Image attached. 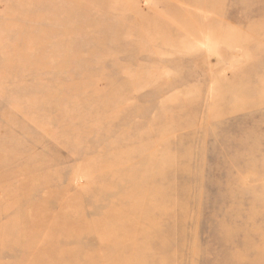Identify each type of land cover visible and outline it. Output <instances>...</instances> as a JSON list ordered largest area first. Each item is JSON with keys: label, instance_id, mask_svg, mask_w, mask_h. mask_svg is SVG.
I'll return each mask as SVG.
<instances>
[{"label": "rangeland", "instance_id": "rangeland-1", "mask_svg": "<svg viewBox=\"0 0 264 264\" xmlns=\"http://www.w3.org/2000/svg\"><path fill=\"white\" fill-rule=\"evenodd\" d=\"M0 264H264V0H0Z\"/></svg>", "mask_w": 264, "mask_h": 264}]
</instances>
